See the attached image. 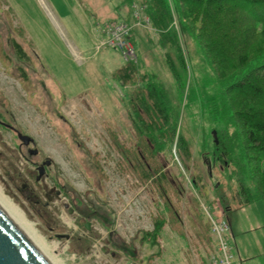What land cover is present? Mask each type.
Masks as SVG:
<instances>
[{"label": "rangeland", "instance_id": "1", "mask_svg": "<svg viewBox=\"0 0 264 264\" xmlns=\"http://www.w3.org/2000/svg\"><path fill=\"white\" fill-rule=\"evenodd\" d=\"M133 1L144 2L0 0V119L34 139L25 145L0 124V192L56 264H209L216 243L202 204L215 201L214 213L221 209L231 223L232 264H264V201H232L234 182L221 165L209 168L203 148L215 138L201 104L220 95L216 74L181 31L175 11L172 28L186 69L177 47H161L154 28L136 18ZM109 21L132 27L133 84L115 78L128 61L105 34ZM170 62L183 79V94ZM143 75L163 87L188 158L175 148L155 152L139 138L132 101ZM45 160L48 177H39L35 166ZM52 187L63 191L60 198L47 192ZM158 221L163 226L152 239L146 234Z\"/></svg>", "mask_w": 264, "mask_h": 264}, {"label": "trees", "instance_id": "2", "mask_svg": "<svg viewBox=\"0 0 264 264\" xmlns=\"http://www.w3.org/2000/svg\"><path fill=\"white\" fill-rule=\"evenodd\" d=\"M143 4L160 46L177 47L183 69L186 59L172 28L174 11L181 31L197 42L216 74L221 93L201 104L217 134L211 145L203 146L210 154L208 165L213 172L221 165L227 179L234 182L235 203L245 206L264 201V0H144ZM14 45L21 55V47ZM136 62L128 61L114 73L119 83L136 81ZM169 65L183 94V79L175 65ZM152 79L140 76L143 84L133 94L132 119L137 131L145 135L139 138L152 142L155 152L175 148L188 158V142L179 134L178 117L163 87ZM162 226V221L156 222L154 231L146 235L156 239Z\"/></svg>", "mask_w": 264, "mask_h": 264}, {"label": "built area", "instance_id": "3", "mask_svg": "<svg viewBox=\"0 0 264 264\" xmlns=\"http://www.w3.org/2000/svg\"><path fill=\"white\" fill-rule=\"evenodd\" d=\"M133 6L135 8L136 18L142 20L143 23L150 24L149 16L145 13L146 7L138 3H134ZM131 30L132 27L124 21H109L105 25V34L108 36L109 41L117 44V47L127 61L137 59L136 48L131 39ZM216 204L219 205L216 201L209 206L202 204L210 221V231L216 243L215 250L210 254L209 264H232L235 254L232 243L233 234L231 223L221 209H218L219 214L214 213L220 207V205L216 206Z\"/></svg>", "mask_w": 264, "mask_h": 264}, {"label": "water", "instance_id": "4", "mask_svg": "<svg viewBox=\"0 0 264 264\" xmlns=\"http://www.w3.org/2000/svg\"><path fill=\"white\" fill-rule=\"evenodd\" d=\"M17 135L18 138L25 145L34 142V139L29 135L22 134L19 131ZM213 135L214 137H216V131H213ZM50 163L51 162L47 160L38 167L39 177L45 173V167ZM65 207L69 208V213L74 212V208L71 207L68 203L65 204ZM0 264H50L35 249V247L23 236V234L9 220V218L4 214V212L1 209H0Z\"/></svg>", "mask_w": 264, "mask_h": 264}, {"label": "bare ground", "instance_id": "5", "mask_svg": "<svg viewBox=\"0 0 264 264\" xmlns=\"http://www.w3.org/2000/svg\"><path fill=\"white\" fill-rule=\"evenodd\" d=\"M0 209L9 218V220L18 228L23 236L35 247V249L50 264H56L50 255L48 248L41 240L40 236L28 223L21 212L0 192Z\"/></svg>", "mask_w": 264, "mask_h": 264}, {"label": "flooded vegetation", "instance_id": "6", "mask_svg": "<svg viewBox=\"0 0 264 264\" xmlns=\"http://www.w3.org/2000/svg\"><path fill=\"white\" fill-rule=\"evenodd\" d=\"M0 124L3 125L4 127L10 129L11 131L15 132L18 134V129L16 127H14L13 125L9 124L8 122L6 121H3L0 119ZM28 152L29 153H37L38 150L36 148H29L28 147ZM47 161V160H45ZM45 161H43L41 164H43ZM41 164H36V168H37V171H38V167L41 165ZM49 165H46L45 167V173L43 175H46L48 177V173H47V169H48ZM48 193H53L54 195H56L58 198L61 197V195L63 194V191L61 189H57L56 187H52L51 189H49L47 191ZM65 206V205H64ZM68 208V207H67ZM68 212H69V208H68ZM75 212V210H74Z\"/></svg>", "mask_w": 264, "mask_h": 264}, {"label": "crops", "instance_id": "7", "mask_svg": "<svg viewBox=\"0 0 264 264\" xmlns=\"http://www.w3.org/2000/svg\"><path fill=\"white\" fill-rule=\"evenodd\" d=\"M126 62H124V64H125ZM123 66V65H122Z\"/></svg>", "mask_w": 264, "mask_h": 264}]
</instances>
